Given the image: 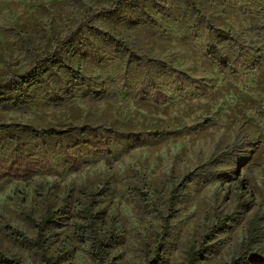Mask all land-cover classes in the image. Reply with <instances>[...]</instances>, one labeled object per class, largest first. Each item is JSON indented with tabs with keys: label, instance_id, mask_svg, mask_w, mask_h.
<instances>
[{
	"label": "rangeland",
	"instance_id": "1",
	"mask_svg": "<svg viewBox=\"0 0 264 264\" xmlns=\"http://www.w3.org/2000/svg\"><path fill=\"white\" fill-rule=\"evenodd\" d=\"M47 211L53 264H264V0H0V254Z\"/></svg>",
	"mask_w": 264,
	"mask_h": 264
},
{
	"label": "trees",
	"instance_id": "2",
	"mask_svg": "<svg viewBox=\"0 0 264 264\" xmlns=\"http://www.w3.org/2000/svg\"><path fill=\"white\" fill-rule=\"evenodd\" d=\"M111 14V12H109ZM19 104H22L23 101H19ZM63 129V128H62ZM46 135H51V136H62L65 133H67L66 131H61L58 132L55 129H48L46 131L43 132ZM203 174H207L209 175L211 178H222L221 174H217V171L215 172H210L208 170H204L203 168L201 170H199V173L194 175H189L187 178L184 179L185 183H190L193 179L200 177ZM142 200L145 202V196L141 195ZM86 212V216H88L89 218V212L87 210H85ZM55 213H51L50 211H47L45 213L44 216H42L39 221L34 220L31 217L27 218V221L30 225H32L36 231H37V235L36 238L34 240V245L35 247H37L43 254V261L45 264H53V260L51 259H47L44 256V248L47 245V239L45 238V234H44V230L46 227H49L52 222L53 219L55 217ZM163 228H165L163 226ZM165 232V230L163 231ZM264 236V230L263 229H259L257 228V223H256V219L254 218L253 220H251L250 222L247 223V228H246V240L247 241H251L253 239H259L262 238ZM209 239V236L207 235L204 238L203 244H205V241ZM96 254H95V259L96 261L101 264L102 263V249L104 247V242L103 241H97L96 242ZM204 246L202 245L198 250H191L188 252L187 257H186V261L183 264H194V261L202 254V252L204 251ZM157 250H159L157 248ZM0 264H22V262L19 259H9L6 256L0 254Z\"/></svg>",
	"mask_w": 264,
	"mask_h": 264
}]
</instances>
